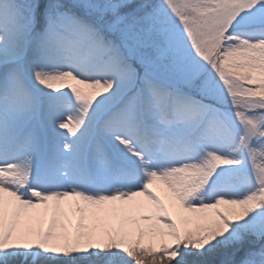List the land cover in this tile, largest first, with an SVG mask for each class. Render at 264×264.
Segmentation results:
<instances>
[{
	"label": "snow or ice",
	"instance_id": "obj_1",
	"mask_svg": "<svg viewBox=\"0 0 264 264\" xmlns=\"http://www.w3.org/2000/svg\"><path fill=\"white\" fill-rule=\"evenodd\" d=\"M242 14L255 25L248 38L233 31ZM28 44L42 58L63 54L67 70L35 79L71 93L79 115L58 127L77 139L65 144L70 159L43 178L29 162L0 158V264H264V0H0V47L13 61L0 87L5 138L8 119L30 108L16 62ZM178 52L186 55L178 60ZM205 66L231 101L230 115L193 95L210 89ZM173 143L185 150L170 155L163 146ZM108 144L140 169L118 161ZM162 160L170 163L150 168ZM89 161L122 187L84 191L94 183ZM221 168L234 169L235 179L217 188L211 179ZM157 181L175 215L152 191ZM4 194L14 201L11 221ZM138 197L151 214L133 216L144 207ZM50 201H76L78 221L71 225L59 204L48 221Z\"/></svg>",
	"mask_w": 264,
	"mask_h": 264
},
{
	"label": "rangeland",
	"instance_id": "obj_2",
	"mask_svg": "<svg viewBox=\"0 0 264 264\" xmlns=\"http://www.w3.org/2000/svg\"><path fill=\"white\" fill-rule=\"evenodd\" d=\"M151 2L153 4H162L163 0H151ZM246 15L250 14H242V17L233 28V31L241 38H248L247 34L255 28L254 24L244 18ZM182 55L186 54L178 52L177 59L179 60ZM62 56L63 54L61 52L52 50L47 57L42 58L34 51L32 44L26 45L22 52L19 53L16 62L21 64L24 69L23 83L28 93L30 108L26 113L22 112L13 118H9L7 137L5 138V136L0 135V158L9 156L15 158L17 162H29L33 174L38 178L45 177L57 161H68L70 159V153L65 150V144L74 146L77 139L76 137H71V133L66 129L63 130L58 127V124L65 120L67 116L79 115V105H77L71 93L64 89H61L64 90L61 92H53L41 86L35 79V72L37 71L46 73L55 70H67V63L62 60ZM12 63V53L10 50L0 47V87L4 85L6 74L12 66ZM138 71L143 72V69L138 68ZM158 75L163 82L171 86V78L159 73ZM204 78L209 81V91L204 94L194 92L193 95L201 100L203 104L216 110V113L221 117L230 115L233 112L231 101L227 99L226 93L223 91V86L219 84L215 78V74L207 66L204 69ZM184 90L187 91V89ZM3 107V103L0 102V112L3 111ZM107 146L118 161H123L129 167L134 165L137 169H140L139 160L131 157L122 146H118L120 147L119 153L112 148L111 144ZM163 147L172 155L183 152L186 146L180 143H173ZM219 151L220 154H224L227 149H221ZM168 163L170 161L162 160L152 163L150 168L152 170H159ZM87 171L94 183L83 188L86 192L91 194H111L116 188L122 187V185L114 183L110 175L103 169V166L98 163L89 161ZM234 171L231 168L218 169L217 173L212 177L211 183L217 188L228 186L235 179L233 175ZM140 179H145L142 172ZM65 187H67L66 184ZM152 191L157 194L169 211L175 215V210L171 211L166 203L165 197H168L173 205L175 204L174 198L162 182H155L152 186ZM55 203L53 201L48 203L50 216L52 213L51 209L54 208ZM80 203L82 204V202ZM134 203L144 205V207L137 208L133 213L134 217H138L141 214H151V207L144 201L143 197L136 198V202ZM116 204L117 206H121L120 202H116ZM229 207L228 205H222L221 210H227ZM260 211L262 210H258V213ZM195 215L197 214L184 213V217L189 220ZM256 215L253 214V216ZM135 239H139L138 234L135 236ZM148 241L149 237L145 236V246ZM156 250L158 251L159 249L157 248Z\"/></svg>",
	"mask_w": 264,
	"mask_h": 264
},
{
	"label": "bare ground",
	"instance_id": "obj_3",
	"mask_svg": "<svg viewBox=\"0 0 264 264\" xmlns=\"http://www.w3.org/2000/svg\"><path fill=\"white\" fill-rule=\"evenodd\" d=\"M166 198V203L168 204V206L170 207L171 211H174L175 208L173 207L172 202L169 200L168 197ZM4 199H5V205H6V215L9 221H11L13 219L14 216V209L12 207L9 206L10 203H14L13 198L7 196V194H4ZM76 201H62V202H56L54 207H56L57 204H59V207L62 208L64 210V212L67 213L68 215V219L71 223V225H74L78 219H79V214L75 211V205H76ZM32 211H36V210H32ZM53 213H51L48 215L47 220L50 221L52 219Z\"/></svg>",
	"mask_w": 264,
	"mask_h": 264
}]
</instances>
